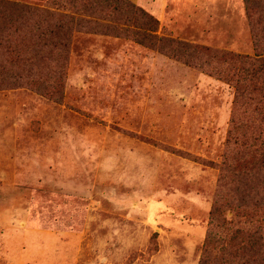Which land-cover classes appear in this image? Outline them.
Returning a JSON list of instances; mask_svg holds the SVG:
<instances>
[{"label":"rangeland","instance_id":"1","mask_svg":"<svg viewBox=\"0 0 264 264\" xmlns=\"http://www.w3.org/2000/svg\"><path fill=\"white\" fill-rule=\"evenodd\" d=\"M128 1L158 19L159 36L253 53L244 0ZM135 29L122 19L73 30L0 86V264H199L210 234L258 230L264 241V200L238 202L221 165L234 126L255 131L256 104H236L215 73L222 57L186 64L136 42ZM207 258L234 264L216 245Z\"/></svg>","mask_w":264,"mask_h":264},{"label":"trees","instance_id":"2","mask_svg":"<svg viewBox=\"0 0 264 264\" xmlns=\"http://www.w3.org/2000/svg\"><path fill=\"white\" fill-rule=\"evenodd\" d=\"M65 1L68 11L62 12ZM244 3L251 25L252 54L214 51L159 36L155 33L158 19L128 0H46L45 6L0 0V86H11L23 74L31 73V65L45 63L54 51H62L73 30L87 26L116 30L122 19L136 27L131 31L136 42L156 46L186 64L203 67L222 57L227 65L223 70L216 68V75L233 84L236 104L241 99L246 103L252 101L256 104L252 111L258 115L257 124L248 126H255V131H245L239 123L234 126L227 138L228 144H234V152L224 155L222 170L228 172L232 183L235 181L238 202L260 204L264 200V0H244ZM98 17L112 24L102 23ZM220 212V206H215L212 218ZM215 245L234 264H264V241L258 230L241 233L237 229L226 239L210 234L199 264H209V247ZM217 264L222 262L218 259Z\"/></svg>","mask_w":264,"mask_h":264}]
</instances>
